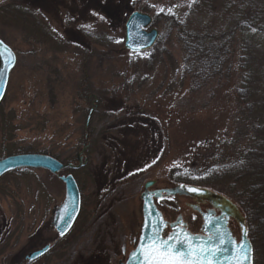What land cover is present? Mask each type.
Instances as JSON below:
<instances>
[{
	"label": "rangeland",
	"instance_id": "374dc122",
	"mask_svg": "<svg viewBox=\"0 0 264 264\" xmlns=\"http://www.w3.org/2000/svg\"><path fill=\"white\" fill-rule=\"evenodd\" d=\"M228 2L209 3L217 21L228 20ZM193 5L194 0H0V38L16 54L0 103V159L40 153L76 165L88 144L81 154L87 164L64 172L72 174L81 195L79 216L64 237L50 225L52 208L64 199L59 175L22 168L0 177V264H116L121 246L128 247L140 230L144 184L185 187L183 173L201 170L233 136L238 67L246 56L253 76L246 96L256 108L251 114L264 115V95L257 92L264 81V36L253 37L247 52L237 38L231 72L191 89L172 19L198 27ZM133 11L148 13L159 32L153 47L142 52L122 48ZM157 206L171 217L182 203L168 196ZM247 226L248 238L258 237ZM231 230L239 239L238 225ZM55 240L51 251L25 259ZM250 241L254 264H264V241Z\"/></svg>",
	"mask_w": 264,
	"mask_h": 264
},
{
	"label": "trees",
	"instance_id": "16d2710c",
	"mask_svg": "<svg viewBox=\"0 0 264 264\" xmlns=\"http://www.w3.org/2000/svg\"><path fill=\"white\" fill-rule=\"evenodd\" d=\"M211 1L194 0L192 13L198 11V27L172 19L184 54L182 71L191 78L192 90H199L231 72V56L237 38L241 49L247 52L253 37L264 36V0H227L224 8L230 9L231 13L228 12V20L223 16L221 22L217 21L209 4ZM247 62L246 56L238 67L236 96L239 108L234 115L233 136L228 142L221 143L224 144L206 160L201 170L184 172L186 180L183 182L210 185L230 196L245 214L249 228L259 231L258 237L251 235L253 242L256 239L264 241V115L253 117L251 114L256 108L247 98L253 77ZM260 84L257 92L264 95V81Z\"/></svg>",
	"mask_w": 264,
	"mask_h": 264
},
{
	"label": "water",
	"instance_id": "95a60500",
	"mask_svg": "<svg viewBox=\"0 0 264 264\" xmlns=\"http://www.w3.org/2000/svg\"><path fill=\"white\" fill-rule=\"evenodd\" d=\"M159 36V32L156 28L152 26V17L143 11H133L127 17L124 24V38H123V49L130 52H142L153 47ZM0 41L3 42V47H0V103L5 94V90L8 83V78L10 71L13 69L16 63V54L10 46H8L1 38ZM92 109L88 112L86 123L90 118ZM83 151L77 154L78 164L73 165L72 163H62L55 157L40 153H23L10 155L3 159H0V177L6 172L15 169H44L50 173H58L64 168L79 169L86 164V159L82 161ZM64 184V199L61 203L54 206L51 211V226L56 230V232L63 236L72 228L79 212L81 206V196L79 187L72 176V174L62 175L60 177ZM153 183V181H148L143 186V191L139 195L141 201V224L139 230V236L141 234L147 233V228L144 227L145 222L148 220L151 214L152 221L156 222L162 220L164 224L166 221L162 218L160 211L157 209L154 198L160 197L163 191L166 196L174 195L176 193H192L197 196H203L210 199L214 206L219 208L221 211V216L216 219L206 220L203 230L205 235L212 234L219 231L223 232L228 239L223 247L227 249L219 254L218 260L222 261L223 264H228L229 261L235 264L237 260H242L244 253L240 252L235 244H239L241 240L245 241L247 246L251 249L249 253L250 260L245 261L244 264H251L253 249L252 244L247 236V229L244 221V217L236 203H234L228 197L213 193L210 189L205 187H199L195 185H186L185 187H175L172 189H164L158 191H148V187ZM192 187L199 189L197 192H190L187 188ZM151 194V195H150ZM65 206H67V215H65ZM159 213V217L156 216ZM63 217V219H61ZM228 217H232L240 230V235L238 242H236L235 237L232 235L228 227ZM61 232L64 234L61 235ZM246 232V235H245ZM139 236L136 247L128 255V258L124 264H139L141 256L139 253L135 257L132 253L136 251L139 247ZM50 249V244H44L40 248L29 252L25 259L30 261L34 260L42 255H44Z\"/></svg>",
	"mask_w": 264,
	"mask_h": 264
},
{
	"label": "snow or ice",
	"instance_id": "6c2138e0",
	"mask_svg": "<svg viewBox=\"0 0 264 264\" xmlns=\"http://www.w3.org/2000/svg\"><path fill=\"white\" fill-rule=\"evenodd\" d=\"M171 12L172 10L169 9L170 14ZM82 27L90 29L91 25H82ZM0 47H3L2 41H0ZM187 190L190 192L199 191L192 187ZM67 214V206H65V215ZM156 216L159 217V213H156ZM144 227L147 228V233L139 236V247L132 253L133 257L137 253L140 254L139 264H223L218 260V256L227 251L223 246L229 241L219 229L205 238L190 232L187 223L179 217L170 224H164L162 220L152 221L151 214ZM168 227L172 231L165 234L164 229ZM63 234L61 232V235ZM233 243L240 252L244 253L242 260H237L235 264H244L245 261H249L251 249L246 242L241 240L239 244ZM228 264H232V262L229 261Z\"/></svg>",
	"mask_w": 264,
	"mask_h": 264
},
{
	"label": "flooded vegetation",
	"instance_id": "af4514ba",
	"mask_svg": "<svg viewBox=\"0 0 264 264\" xmlns=\"http://www.w3.org/2000/svg\"><path fill=\"white\" fill-rule=\"evenodd\" d=\"M95 107L94 106L90 107L88 112L90 111V109H92V112H93ZM92 112H91V114H92ZM91 114H90V116H91ZM83 148H85V150L83 152V154H84L86 152V150H88V144H85V146H83ZM75 162H76V164H78V158L77 157H75ZM84 166H82V167H84ZM82 167H80V168H82ZM68 170H73V169L64 168L61 171H59L58 173H56V174H54V173H51V174L52 175H59V178H60L62 175H67V174H64V172H67ZM151 181H153V183L148 187V191H150V192L151 191L153 192V191H158V190L174 188V186L173 187H169V186H164V185L163 186L158 185V181L157 180H151ZM182 185H186V184H182ZM175 187H181V186H175ZM169 196H178V197H180L181 203H182V207L181 208L172 209L171 217H166V215H165V212H166L165 209L166 208L165 207H163V206L158 207L157 206V203H159L160 200H163L164 198H166L168 196H166L165 193L162 191L161 194H160V197L154 198L156 207L160 211V213L162 215V218L166 221V224H170L177 217H179L184 222L187 223L188 230L190 232L195 233V234L205 235L203 227L205 225L206 220L219 218L221 216V214H222L220 209L215 207L213 202L210 199L205 198L203 196H197V195H194L192 193H186V192H183V193H180V194L176 193L174 195H169ZM227 222H228V227H229L230 231L232 232L231 227L236 226L237 223L235 222V220L232 217H228V221ZM50 225H51V219H50ZM70 230L68 231V233L70 232ZM235 230H236V227L234 228V232H235ZM171 231H172V229L170 227L164 229V233L165 234L170 233ZM247 232H248V230H247ZM68 233H66L63 236H60L56 232L57 236L60 237V238L66 236ZM232 235L235 237L236 242H238L237 235H235L233 232H232ZM138 236H139V232H138L136 238H132L130 240L128 247H126L125 245L121 246L120 252H119L118 257L116 259V264H124L126 262L129 253L131 251H133L134 248L136 247V244L138 242ZM134 241H136V243H134ZM56 243H57L56 240L55 241H50V251L54 248ZM251 264H254V257L253 256H252Z\"/></svg>",
	"mask_w": 264,
	"mask_h": 264
}]
</instances>
